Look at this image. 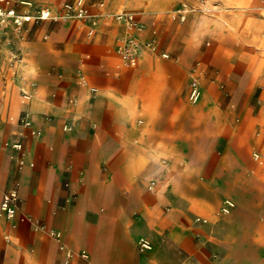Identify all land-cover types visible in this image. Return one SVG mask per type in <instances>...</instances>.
<instances>
[{"label":"crops","instance_id":"crops-1","mask_svg":"<svg viewBox=\"0 0 264 264\" xmlns=\"http://www.w3.org/2000/svg\"><path fill=\"white\" fill-rule=\"evenodd\" d=\"M69 1L74 0L65 2ZM164 1L87 0L91 11L99 15L97 26L88 36L85 22L70 19L74 27L68 52L47 51L39 40L41 29L34 26L39 22L28 23L22 34L9 27L0 30V198L13 186L19 193L18 215L10 220L0 213L8 223V228H1L10 235L3 264H237L231 258L211 257V251L223 244L221 240L206 243L203 237L196 238L209 231L205 218L194 211L215 199L216 192L204 187L213 180L187 182L179 169V155L193 153L195 168L236 170L245 175L236 180L238 184L245 185L250 194L264 197V180L255 173L246 151L244 166L232 142L227 141L224 149L212 141L208 144L210 138L216 139V133L208 135L192 123L216 117L217 109L227 122L233 102L203 98L196 106H185L166 99L158 115H145L144 124L141 120L136 123L138 96L151 88L153 73L147 66L135 67L132 74L140 76L127 84L119 72L106 65L109 42L117 53V37L126 33L127 27L105 12L119 5L136 12L153 11ZM241 1L230 18L221 12L218 16L246 22L253 7ZM17 9L27 10L23 6ZM206 26L199 19L188 34H180L175 61H156L158 73L181 74L195 55L192 43ZM132 32L142 39V31ZM154 32L146 41L155 42ZM47 37L44 34L42 41ZM12 50L21 52L22 63L9 62ZM203 57L209 61L212 55L206 51ZM232 63L246 74H256L261 57L245 52L233 62L218 55L215 67L225 70ZM199 66L197 62L191 68L190 80L196 77L199 81ZM26 79L35 85L24 88ZM22 89L32 93L27 104L22 102ZM26 108L33 127L41 131L38 137L19 124ZM15 140L22 142V151L10 146ZM20 157L25 161L21 166L17 162ZM19 215H32L60 232L73 255L67 257L55 239L42 240L36 233L41 231L33 232V241H29L31 231L22 218L19 221ZM241 219V213L235 212V225ZM140 238L149 239L152 249L140 250ZM80 251H86L88 258L81 257Z\"/></svg>","mask_w":264,"mask_h":264},{"label":"rangeland","instance_id":"rangeland-1","mask_svg":"<svg viewBox=\"0 0 264 264\" xmlns=\"http://www.w3.org/2000/svg\"><path fill=\"white\" fill-rule=\"evenodd\" d=\"M34 1L43 8L53 7L50 10L55 12L59 11L63 3L68 0ZM90 1L95 3L100 0ZM179 1L181 0H165L160 8L153 11H131L124 5L106 11L105 13L109 15L120 11L131 13L140 19L143 32L142 39L139 40L135 36L137 56L134 63H126L119 54L115 53L110 41L108 44L110 53L106 55L108 61L106 65L119 72L127 84L133 82L136 76H140L132 74L135 67L147 66L153 73L151 88L148 91L142 90L138 96L140 100L136 109V123L141 120V124H144L145 115H158L167 103L166 99L185 106H196L203 98H221L228 103L232 101L231 117L227 122L222 121V111L217 109L216 117L198 119L192 123L197 128L201 127L200 130L208 135L216 133V139L210 138L208 144L212 141L219 149H224L227 141L232 142L236 156L244 166L246 151L248 160L256 169L255 173H259L260 179L264 180V0H245V5L249 3L253 7L250 15L246 17V22L218 16L221 12L225 17L230 18L234 12L238 11L234 7L237 4H243L241 0H185L194 10L187 14L184 22H180L172 18V11ZM199 19L204 20L207 26L200 38L192 43L191 53L195 54L192 61L179 75L159 74L156 61L174 62L175 51L181 46L179 35L181 34L182 37L188 34L192 24L197 23ZM69 20L60 19L51 23L44 21L34 25L41 29L39 40L46 45L49 53L70 51V31L74 26ZM126 30L122 38L133 35V29L126 28ZM151 31H155L153 47L145 44L148 42L146 38L151 35ZM44 34L48 36L46 41H42ZM78 35L87 40L83 33L79 32ZM206 51L212 55L209 61L203 57ZM245 52L261 57V68L258 73L246 74L245 69L235 63L225 70L215 67L218 55L228 56L236 62ZM162 53H168V58H162ZM141 57L144 58L141 59ZM197 62L201 70L199 74L202 86L201 97L196 103H191L188 99L190 74L191 68L196 67ZM31 82H33L32 79H26L23 87H28ZM6 145L7 141L4 142V146ZM255 152L260 154L261 162L254 160ZM194 158L196 155L193 153L179 155L182 178L187 182L209 178L213 180V184L204 187L207 190H214L217 194L215 199L205 203L204 209L197 208L194 211V215L205 218L207 222L204 225L209 227L208 233L197 234L196 238L200 240L203 237L206 243L215 238L222 241L220 248L211 251L212 258H231L237 264H264V197L257 192L252 195L245 190V185L238 184L236 182L238 178H245V175L240 173L239 175L238 171L225 167L214 170L195 168ZM166 161L170 162L171 159L168 157ZM232 179L234 182L230 181ZM194 188L199 189L200 186L195 185ZM225 198L231 199L235 205L228 214L221 212ZM235 212H240L242 216L238 225L233 222ZM21 218L31 231L29 241H33V232L36 231H41L36 233L42 240L54 241L49 233L50 227L41 219L34 218L32 215H19V221ZM39 224L44 228L37 227ZM2 226L8 228V223L3 216H0V264H3L4 249L7 238L10 237L8 231L2 230Z\"/></svg>","mask_w":264,"mask_h":264},{"label":"built area","instance_id":"built-area-1","mask_svg":"<svg viewBox=\"0 0 264 264\" xmlns=\"http://www.w3.org/2000/svg\"><path fill=\"white\" fill-rule=\"evenodd\" d=\"M203 3V1H202ZM201 3V4H202ZM23 6L27 10L20 12L18 7ZM194 10L191 4L186 1L180 2V4L173 9L172 18L184 21L187 17V14ZM207 10V9H205ZM208 12V10H207ZM113 19L123 23L127 28L133 29L135 31L142 30V23L136 19L131 13L127 11H120L112 15ZM99 15L92 12L87 4V0H74L69 2H64L59 11H51L48 8L43 7H34L33 3L29 0H0V30L5 28H12L17 32H20L25 29L28 23H37L40 21L50 20L57 21L60 19H77L85 22L88 25V36H92L95 30V27L98 23ZM135 36H128L122 38V36L117 37L116 43V52L126 63L134 62L137 56V43L134 41ZM146 46L153 47V41H148L145 43ZM163 57H168L166 53H162ZM9 62L10 63H22V54L19 50H12L9 52ZM81 81L84 82L82 76H80ZM35 85L34 82L30 83V87ZM92 91H95V88H91ZM21 99L24 104H27L32 97V93L29 89L21 90ZM201 97V87L199 81L196 77H192L189 82V91L188 99L191 103H196ZM19 124L21 127L27 131L30 135L38 137L41 135V131L33 127V121L30 111L26 108L23 110ZM65 130L66 126L63 127ZM10 146L16 151H22L23 144L20 140H15L9 143ZM253 158L257 162H261V157L258 152L253 153ZM18 165L21 166L25 163L22 157L17 159ZM154 184L153 182L151 185ZM234 202L231 199L225 198L221 206L222 214H228L234 208ZM19 211V193L16 186L10 187L7 189L1 197L0 201V213L4 215L7 219H14L18 215ZM200 220V218H196ZM40 229H43L44 226L37 225ZM50 236H52L58 243L59 249L64 251L67 257H71L73 252L66 247L62 241L61 233L55 230H49ZM139 249L142 251L151 250L152 243L147 238H140L138 241ZM80 256L83 258H88L86 251H80Z\"/></svg>","mask_w":264,"mask_h":264},{"label":"bare ground","instance_id":"bare-ground-1","mask_svg":"<svg viewBox=\"0 0 264 264\" xmlns=\"http://www.w3.org/2000/svg\"><path fill=\"white\" fill-rule=\"evenodd\" d=\"M51 9V8H50Z\"/></svg>","mask_w":264,"mask_h":264}]
</instances>
